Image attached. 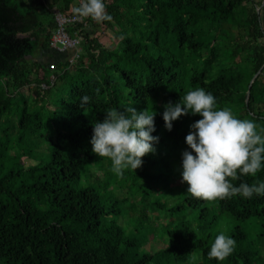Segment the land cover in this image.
I'll use <instances>...</instances> for the list:
<instances>
[{
  "label": "trees",
  "instance_id": "1",
  "mask_svg": "<svg viewBox=\"0 0 264 264\" xmlns=\"http://www.w3.org/2000/svg\"><path fill=\"white\" fill-rule=\"evenodd\" d=\"M74 2L0 0V264H181L196 252L201 258L193 264H264L258 242L248 239L241 223L230 234L235 251L222 262L208 257L215 239L208 225L200 232L188 219L166 226L157 241L165 244L161 248L150 246L156 239L150 240L152 231L145 227L149 206L177 210L178 216L200 208L201 220L211 213L210 202L238 221L262 219L264 232V196L206 201L187 192L182 153L190 125L202 117L182 115L171 131L163 118L169 102L203 87L218 107L264 125V4L105 0L113 20L101 23L117 36L116 45L94 35L90 17L71 23L69 33L83 40L70 63L74 51H59L52 38L55 11L74 15ZM49 54L57 57L54 67L45 60ZM86 94L91 100L82 107ZM127 104L156 112L153 135L159 140L136 172L120 177L110 159L93 152L91 137L93 121H102L105 109ZM159 161L184 184L171 206V197L151 194L161 177L155 172ZM258 179L264 180V171L232 182ZM127 187L137 216L131 232L119 222V208L112 216L103 202L105 195L116 197L113 203L127 201Z\"/></svg>",
  "mask_w": 264,
  "mask_h": 264
},
{
  "label": "clouds",
  "instance_id": "2",
  "mask_svg": "<svg viewBox=\"0 0 264 264\" xmlns=\"http://www.w3.org/2000/svg\"><path fill=\"white\" fill-rule=\"evenodd\" d=\"M74 13L98 23L113 20L105 0H80ZM90 100V96L84 95L81 106ZM105 113L102 121H93V152L110 159L112 171L120 177L126 170L136 172L144 163L143 157L155 151L159 140L153 135L156 112L138 111L127 104L107 108ZM189 113L202 118L190 125L191 131L185 138L189 147L182 153V180L188 185L187 192L206 201L264 196V180L251 184L242 181L238 185L232 182L243 176L256 177L264 171V125H258L255 119L239 118L231 108L218 107L216 96L203 87L188 90L178 102L166 105V128L171 131L173 122ZM236 245L235 238L220 232L211 243L208 257L222 262L235 251Z\"/></svg>",
  "mask_w": 264,
  "mask_h": 264
},
{
  "label": "rangeland",
  "instance_id": "3",
  "mask_svg": "<svg viewBox=\"0 0 264 264\" xmlns=\"http://www.w3.org/2000/svg\"><path fill=\"white\" fill-rule=\"evenodd\" d=\"M259 4H264L263 0H256ZM80 0H75L74 2V8L79 6ZM94 35H97L101 41H103L104 44L109 45V46H115L116 41H117V36L114 34V32L111 30V28H106L102 23H95V28H94ZM59 55V54H58ZM59 57V56H58ZM57 57H52L50 54L45 57L46 61H51V64L56 63ZM3 80L0 79V83H2ZM259 84V83H258ZM35 88H29L25 89V95L28 96L29 93L34 92ZM161 162L159 161V164L155 168V172L159 173L161 175L160 180L157 181L155 180L152 185V187L146 183L147 187H151L153 190H151V194L154 198L160 199L163 198L166 201L170 199L172 202L169 204L171 206L174 205L175 201L174 198L176 199V202L179 200V191H181L184 188V184L180 186L178 180L174 179V176H172L171 171L169 172V169L166 165H163L164 162L162 161V165L160 164ZM177 164H175V168H177ZM170 174V176L165 179V175ZM170 182V183H169ZM169 183V184H168ZM158 190V191H157ZM133 190L131 187H127V201H124L123 203H113L112 200L116 199L114 196H106L104 193L103 197V202L104 204L109 208L112 209V216L115 215V210L114 208L118 209L121 211V216L119 217V222L124 223L125 226H127V231L131 232L132 228L135 226L137 223V216L134 213L135 208L132 205V198L130 197L132 194ZM157 191V192H156ZM170 201V200H169ZM142 204L139 203V208H141ZM208 205L211 207V213L204 217V219L199 218L200 216V208L197 210H193L189 212L186 210L184 215L180 214L178 216L179 211H173L169 210L168 207H157L154 208V206H149L148 209V214L150 215V220L147 223V228L152 231V237H150V240L156 239L155 242L150 243L151 245L156 244L157 247L161 248L164 247V243H157L158 240L162 239V236L164 234L166 226H175L180 220L185 221L188 219L191 221L193 225H195V228L198 232L201 230V225H208L206 227V232L207 234L212 235V238H215L216 235H218L220 232H225L227 235H230L232 233L233 228L236 226V224L241 223L245 230L248 232V239L249 240H255L258 242L259 247L261 248V256H264V232H263V221L262 219H257V218H251L246 221H238L235 220L232 216L227 214L226 212H221L218 206H214L210 202ZM203 207V206H202ZM127 212V220L123 221L125 219V213ZM215 217H217V220H215ZM206 219V220H205ZM159 248H153L150 249L151 251H155ZM142 251V249H140ZM195 257V259H193ZM201 258V255L196 252L194 253L188 261L182 262L181 264H193L194 262L198 261ZM253 264H262L261 260L255 261Z\"/></svg>",
  "mask_w": 264,
  "mask_h": 264
},
{
  "label": "built area",
  "instance_id": "4",
  "mask_svg": "<svg viewBox=\"0 0 264 264\" xmlns=\"http://www.w3.org/2000/svg\"><path fill=\"white\" fill-rule=\"evenodd\" d=\"M55 14L58 21V28L54 32L52 46L59 51L73 50L74 55L70 59V63H74L82 51L81 42L83 37L81 35L72 36L68 31V25L83 21L84 18L78 17L76 14L67 15L59 10H56ZM54 66L52 64V67ZM43 86L46 87V84H43Z\"/></svg>",
  "mask_w": 264,
  "mask_h": 264
},
{
  "label": "water",
  "instance_id": "5",
  "mask_svg": "<svg viewBox=\"0 0 264 264\" xmlns=\"http://www.w3.org/2000/svg\"><path fill=\"white\" fill-rule=\"evenodd\" d=\"M257 76H258V74H256V75H255L254 79H253V80L251 81V83H250V86H249V91H248V98H247V102H248V100H249V94H250L251 87H252V85H253V83H254L255 79L257 78Z\"/></svg>",
  "mask_w": 264,
  "mask_h": 264
}]
</instances>
